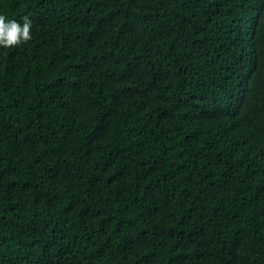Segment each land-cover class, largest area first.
I'll return each mask as SVG.
<instances>
[{
  "label": "trees",
  "instance_id": "1",
  "mask_svg": "<svg viewBox=\"0 0 264 264\" xmlns=\"http://www.w3.org/2000/svg\"><path fill=\"white\" fill-rule=\"evenodd\" d=\"M0 15V264H264V0Z\"/></svg>",
  "mask_w": 264,
  "mask_h": 264
},
{
  "label": "clouds",
  "instance_id": "2",
  "mask_svg": "<svg viewBox=\"0 0 264 264\" xmlns=\"http://www.w3.org/2000/svg\"><path fill=\"white\" fill-rule=\"evenodd\" d=\"M23 23L6 20L0 15V49H10L26 44L32 39L31 21L23 18Z\"/></svg>",
  "mask_w": 264,
  "mask_h": 264
}]
</instances>
